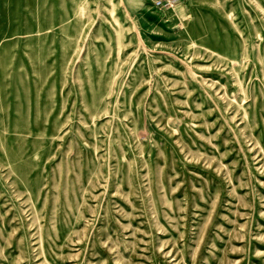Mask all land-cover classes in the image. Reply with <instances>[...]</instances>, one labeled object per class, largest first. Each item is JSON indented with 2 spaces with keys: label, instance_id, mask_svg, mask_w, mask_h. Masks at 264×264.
Listing matches in <instances>:
<instances>
[{
  "label": "rangeland",
  "instance_id": "374dc122",
  "mask_svg": "<svg viewBox=\"0 0 264 264\" xmlns=\"http://www.w3.org/2000/svg\"><path fill=\"white\" fill-rule=\"evenodd\" d=\"M0 264H264V0H0Z\"/></svg>",
  "mask_w": 264,
  "mask_h": 264
}]
</instances>
